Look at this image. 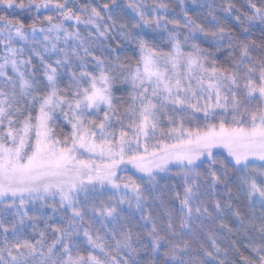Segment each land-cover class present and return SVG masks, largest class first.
Here are the masks:
<instances>
[{
	"label": "snow or ice",
	"instance_id": "snow-or-ice-1",
	"mask_svg": "<svg viewBox=\"0 0 264 264\" xmlns=\"http://www.w3.org/2000/svg\"><path fill=\"white\" fill-rule=\"evenodd\" d=\"M0 264H264V0H0Z\"/></svg>",
	"mask_w": 264,
	"mask_h": 264
},
{
	"label": "trees",
	"instance_id": "trees-1",
	"mask_svg": "<svg viewBox=\"0 0 264 264\" xmlns=\"http://www.w3.org/2000/svg\"><path fill=\"white\" fill-rule=\"evenodd\" d=\"M42 226V225H41Z\"/></svg>",
	"mask_w": 264,
	"mask_h": 264
}]
</instances>
